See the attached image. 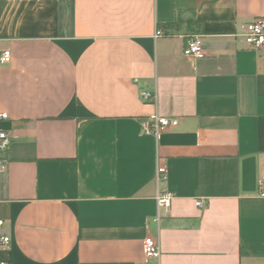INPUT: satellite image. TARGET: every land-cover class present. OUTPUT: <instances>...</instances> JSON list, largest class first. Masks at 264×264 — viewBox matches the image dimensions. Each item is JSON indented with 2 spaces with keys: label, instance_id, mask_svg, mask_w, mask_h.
Segmentation results:
<instances>
[{
  "label": "crops",
  "instance_id": "1",
  "mask_svg": "<svg viewBox=\"0 0 264 264\" xmlns=\"http://www.w3.org/2000/svg\"><path fill=\"white\" fill-rule=\"evenodd\" d=\"M262 15L264 0H0V264H264V52L243 38ZM193 34L202 58L184 54ZM154 115L179 125L157 140Z\"/></svg>",
  "mask_w": 264,
  "mask_h": 264
},
{
  "label": "built area",
  "instance_id": "2",
  "mask_svg": "<svg viewBox=\"0 0 264 264\" xmlns=\"http://www.w3.org/2000/svg\"><path fill=\"white\" fill-rule=\"evenodd\" d=\"M163 34L161 30L157 31L155 37H159ZM244 43L246 47L257 53L264 52V15L256 17L245 26ZM184 54L189 57L202 58L205 55V51L201 42L199 34H193L187 38ZM12 54L10 51H5L0 54V64H8L11 61ZM155 94L144 92L143 99L147 102L155 101ZM0 118L7 119L8 115L3 113ZM179 125L177 118H167L154 115L149 121L143 124L144 132L147 135L156 137L157 140L161 138L163 133L169 129L176 128ZM11 139L6 133H0V152L7 151L10 147ZM168 177L167 167L159 163L156 173V179L158 182L166 180ZM259 197L264 198V182L261 183L259 189ZM173 195L171 193H161L157 197L159 208L168 209L171 206ZM198 207L203 206L201 200L196 202ZM4 222L0 221V226H3ZM10 242L9 237H1L0 244L7 245ZM143 255L145 261L159 258L161 255L160 241L153 237H147L143 244ZM3 264V263H1Z\"/></svg>",
  "mask_w": 264,
  "mask_h": 264
}]
</instances>
